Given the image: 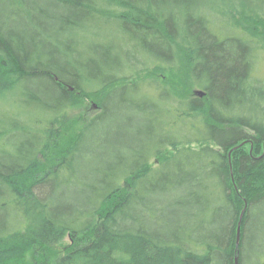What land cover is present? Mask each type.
Instances as JSON below:
<instances>
[{"label": "trees", "instance_id": "16d2710c", "mask_svg": "<svg viewBox=\"0 0 264 264\" xmlns=\"http://www.w3.org/2000/svg\"><path fill=\"white\" fill-rule=\"evenodd\" d=\"M263 56L264 0H0V264H264Z\"/></svg>", "mask_w": 264, "mask_h": 264}, {"label": "rangeland", "instance_id": "374dc122", "mask_svg": "<svg viewBox=\"0 0 264 264\" xmlns=\"http://www.w3.org/2000/svg\"><path fill=\"white\" fill-rule=\"evenodd\" d=\"M257 77L259 78V80H264V56L259 60V64L257 65ZM167 83H170V80L167 81ZM174 83V81H173ZM175 83L177 84L178 81H175ZM174 83V84H175ZM194 93V92H192ZM20 99V95L19 93H15L13 95H7L5 97V99L0 101V113L2 115V117L6 116L8 117V115L10 116H18L20 118H23L24 120H26V123L28 122H32L33 119H36V117H40V113H38L33 107H31L30 105H28L27 101L25 100L24 103H20L19 102ZM28 105V107L26 106ZM99 105V101L95 100V99H81L79 101L78 106L70 113L68 119H66L63 123L62 126L60 127L59 130V134L58 137L56 139H58V141L60 142V140L62 141V145L64 146L66 144V142H68L69 140H71L79 131L80 129L85 125L86 120L88 117L94 115L97 111ZM9 112H13L12 114ZM9 113V114H8ZM5 114V115H4ZM9 118V117H8ZM1 121V120H0ZM3 121H1L0 123H2ZM5 126H10L12 125V121L9 120H5L4 122ZM14 123V122H13ZM3 125V124H2ZM9 139L11 140V137H9ZM6 142L2 143V140L0 141V144L3 146V144H5ZM7 146V145H5ZM10 146V145H9ZM192 148H198V146H191ZM248 147L244 148V151H248ZM52 151V153H51ZM49 153H46L43 155V157L41 158V163L43 168H45L48 170L50 163H52V156L56 153L55 149H52ZM174 152L172 149H170L167 152V155H172ZM156 160H153L151 163L152 167L156 166ZM44 171V170H42ZM69 243V237L65 238L62 245L66 246ZM61 245V246H62ZM61 248H59L60 250ZM61 253H63L62 251H64V249L60 250ZM29 257H27L26 261H29ZM32 264H35V262L33 261Z\"/></svg>", "mask_w": 264, "mask_h": 264}, {"label": "water", "instance_id": "95a60500", "mask_svg": "<svg viewBox=\"0 0 264 264\" xmlns=\"http://www.w3.org/2000/svg\"><path fill=\"white\" fill-rule=\"evenodd\" d=\"M194 94L199 96V97H203L204 96V93L202 91H196ZM243 217H244V212L242 213V215L240 217V222H239V225H238L237 245H239L240 238H241V229H242ZM235 261H236V264H238V258Z\"/></svg>", "mask_w": 264, "mask_h": 264}]
</instances>
